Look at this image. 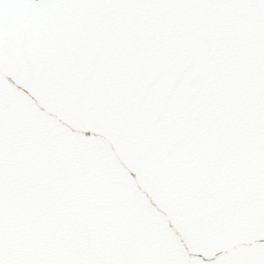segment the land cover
I'll use <instances>...</instances> for the list:
<instances>
[{"label": "snow or ice", "instance_id": "snow-or-ice-1", "mask_svg": "<svg viewBox=\"0 0 264 264\" xmlns=\"http://www.w3.org/2000/svg\"><path fill=\"white\" fill-rule=\"evenodd\" d=\"M0 264H264V0H0Z\"/></svg>", "mask_w": 264, "mask_h": 264}]
</instances>
